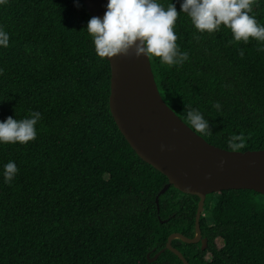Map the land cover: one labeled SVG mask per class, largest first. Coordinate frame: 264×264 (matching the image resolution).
Returning <instances> with one entry per match:
<instances>
[{
  "label": "trees",
  "instance_id": "trees-1",
  "mask_svg": "<svg viewBox=\"0 0 264 264\" xmlns=\"http://www.w3.org/2000/svg\"><path fill=\"white\" fill-rule=\"evenodd\" d=\"M159 2L180 11L179 0ZM250 15L264 25V0H254ZM90 18L83 0H0V28L10 36L0 47V120L42 114L34 141L0 144V264H184L168 249L150 258L171 233L195 235L200 198L173 185L160 194L168 177L120 131L110 61L95 52ZM174 30L189 60L150 58L165 102L187 124V106L202 112L210 128L198 134L215 146L264 149V43L230 44L224 26L198 33L183 13ZM9 161L18 173L5 183ZM201 228L205 250L172 242L191 264H264L262 193L209 194Z\"/></svg>",
  "mask_w": 264,
  "mask_h": 264
},
{
  "label": "water",
  "instance_id": "water-1",
  "mask_svg": "<svg viewBox=\"0 0 264 264\" xmlns=\"http://www.w3.org/2000/svg\"><path fill=\"white\" fill-rule=\"evenodd\" d=\"M83 2L91 17H103L107 0ZM107 59L111 65V113L136 153L168 177L169 181L160 194L173 185L200 198L195 235L171 233L166 247L150 261L168 249L184 264H191L172 242L181 239L186 243H201L202 250L206 249L208 239L202 233L201 216L209 194L229 189H251L264 195V149L227 150L194 133L163 99L150 58L137 59L134 53H130Z\"/></svg>",
  "mask_w": 264,
  "mask_h": 264
},
{
  "label": "clouds",
  "instance_id": "clouds-1",
  "mask_svg": "<svg viewBox=\"0 0 264 264\" xmlns=\"http://www.w3.org/2000/svg\"><path fill=\"white\" fill-rule=\"evenodd\" d=\"M179 3L180 11H177L174 2L165 7L159 0H107L103 17H91L86 26L96 54L100 58H115L134 53L137 59L158 58L162 65L182 66L189 60V53L180 51L174 30L181 13L187 15L198 33L213 34L224 26L232 33L230 44L233 41L248 43L250 38L264 43V25L250 15L254 0H179ZM76 6L79 7V3ZM195 38L199 40L200 36ZM9 42V34L0 28V47L7 48ZM258 51L264 52V47ZM240 55H244L242 49ZM214 107L221 106L216 103ZM41 115L39 111H30L23 119L9 116L0 120V144L34 141L35 126ZM185 118L194 133L210 128L209 120L198 109L187 106ZM235 139H229L230 146L236 147L232 143ZM17 173L14 161L3 166L5 183H10Z\"/></svg>",
  "mask_w": 264,
  "mask_h": 264
},
{
  "label": "rangeland",
  "instance_id": "rangeland-1",
  "mask_svg": "<svg viewBox=\"0 0 264 264\" xmlns=\"http://www.w3.org/2000/svg\"><path fill=\"white\" fill-rule=\"evenodd\" d=\"M220 242V241H219ZM219 245H221V243H219ZM206 258H211V255L210 254H208L207 256H206Z\"/></svg>",
  "mask_w": 264,
  "mask_h": 264
}]
</instances>
